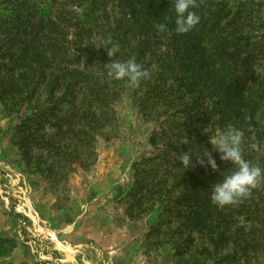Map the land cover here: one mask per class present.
Listing matches in <instances>:
<instances>
[{
	"label": "trees",
	"instance_id": "16d2710c",
	"mask_svg": "<svg viewBox=\"0 0 264 264\" xmlns=\"http://www.w3.org/2000/svg\"><path fill=\"white\" fill-rule=\"evenodd\" d=\"M83 2L79 32L69 39V20L53 17L44 0H0V104L4 111L26 113L14 130L20 150L29 152L26 146L37 132L33 128L50 125L59 132L47 141V153L61 156L64 167L74 160L78 168L88 169L92 163L87 160L94 157L91 143L115 125L114 103L130 87L126 80L107 76L105 65L134 57L150 75L130 91L140 95L144 116L156 124L160 120V134L167 140L160 143V156L133 166L127 217L150 216V231L169 238L178 256L183 248L191 253L189 245L199 242L190 258H203V264L230 247L233 254L221 262L264 249V182L235 205L213 204L212 186L234 166L221 162L205 132L229 124L244 129L245 159L264 167V154L250 147H264V75L253 71L264 62V3L238 2L227 8L223 0H196L191 10L199 15V23L178 34L174 0ZM109 4L116 9L112 17L107 15ZM161 24L166 25L164 31ZM94 31L100 40L92 43ZM108 38L119 46L112 57L101 43ZM57 105L69 110L60 128ZM68 137L70 145L64 143ZM202 149L211 152L217 171L195 161L189 170L181 165V154ZM157 160L159 165L147 166ZM34 169L38 171L37 165Z\"/></svg>",
	"mask_w": 264,
	"mask_h": 264
},
{
	"label": "rangeland",
	"instance_id": "374dc122",
	"mask_svg": "<svg viewBox=\"0 0 264 264\" xmlns=\"http://www.w3.org/2000/svg\"><path fill=\"white\" fill-rule=\"evenodd\" d=\"M246 1L264 3V0H223L227 8ZM82 3L83 0H57L54 4L51 0H44L43 6L51 7L53 17L62 15L61 19L69 20L68 36L73 39L79 32V22L86 10ZM106 9L107 15H115L114 4H109ZM261 10L264 11V7ZM90 37L92 43L100 40L96 31ZM130 89L114 103L115 125L104 130L105 136L97 137L91 143L94 157L87 160L92 165L86 170L78 168L79 162L74 160L72 166L64 167L61 156L56 159L50 156V151L47 153V141L59 132L50 125H44L39 131L33 128L37 130L35 141L28 143L29 152L23 153L20 136L14 130L26 113L22 111L18 115L14 111H4L0 104V191L6 200V203L0 201V264H48L52 259L69 264L72 261L69 255L72 254L55 244L53 237L62 230L76 233L83 226L87 229L90 216H95L92 222L101 232L117 231L115 241L122 252L112 259L116 264H134L138 258H141V264H203V258H190L195 247L200 246L199 242L189 245L191 253L183 248L178 256L169 238L150 231V216L139 220L127 217L130 202L126 197L132 184L133 166L154 154L160 156V143L167 140L160 134V120L156 124L148 115L144 116L139 107L140 95H132ZM68 112L63 105L55 107L60 120L58 128L63 127L62 119ZM68 139H64V143L72 144ZM74 147L83 155L81 145ZM211 149L214 150L212 145ZM158 163L157 160L147 166L154 167ZM12 208L14 214L25 218V222L10 214ZM240 221L243 223L242 219ZM130 226L136 228L135 233L143 231L144 234L136 240L137 234L132 235L129 230L126 233L125 229ZM101 237L106 239L107 236L101 234ZM24 238L28 242L25 243ZM192 238H197L196 234ZM107 241L112 245V237ZM232 250L230 247L215 258L212 255L206 264H264V249L254 255L253 252L240 253L235 259L221 262L220 258L233 254ZM100 257V261H104L108 256L101 252Z\"/></svg>",
	"mask_w": 264,
	"mask_h": 264
},
{
	"label": "clouds",
	"instance_id": "9594fccd",
	"mask_svg": "<svg viewBox=\"0 0 264 264\" xmlns=\"http://www.w3.org/2000/svg\"><path fill=\"white\" fill-rule=\"evenodd\" d=\"M172 7L175 13L173 23L176 33H187L199 23V15L191 10L196 7V0H174ZM159 28L164 31L166 25L161 24ZM101 43L108 47L109 57H112L119 50V46L114 44L111 38ZM105 68L107 69V76L117 81L126 80L132 88L138 87L140 82L150 75L141 64L136 62L134 57L125 62L113 61L106 64ZM253 71L257 75H264V62L254 65ZM205 132L209 135V143L220 154L221 162L228 161L234 166V171L224 175L220 182L212 186L211 202L218 207L235 205L248 198L252 190L264 182V167L245 159L244 129L229 124L223 128H206ZM250 147L264 154V147L259 143H252ZM193 161L202 168L207 167L214 172L217 171L216 160L213 159L211 152L205 149L196 153L190 152L180 155L181 165L187 170L195 166Z\"/></svg>",
	"mask_w": 264,
	"mask_h": 264
},
{
	"label": "crops",
	"instance_id": "0c3cea01",
	"mask_svg": "<svg viewBox=\"0 0 264 264\" xmlns=\"http://www.w3.org/2000/svg\"><path fill=\"white\" fill-rule=\"evenodd\" d=\"M0 201L6 203L5 198L1 195L0 191ZM2 204V203H1ZM1 209V208H0ZM88 227L87 229H84V226L82 229H79L76 231V233L68 232L66 230H62L57 235H55L56 242L58 246L64 247L63 250L70 252L72 255H69V257L72 258V261H69V264H116V261L112 260L114 258H117L116 256H119L121 248L117 247L116 243V235H118L117 231L113 232L110 231L108 234H105L101 232L97 226L94 225V219L95 216L88 217ZM126 233L129 230L132 235L135 233L136 228L133 226H130L129 229H125ZM101 234L106 239H103L101 237ZM112 234V235H111ZM137 234V236H136ZM141 234H144L143 231H136L135 238L136 240L139 239V236ZM112 237V245L109 241H107V238L111 239ZM134 238H132L133 241ZM109 243V244H108ZM51 245H53V242L51 241ZM132 245V244H130ZM109 246H114L115 248H110ZM105 253L107 254V258L104 259V261H100L99 258L100 254ZM98 254V255H97ZM65 260V259H64ZM67 260V259H66ZM141 258L139 260L136 259V262L134 264H141ZM48 264H63V260L58 263V261H55V259H52Z\"/></svg>",
	"mask_w": 264,
	"mask_h": 264
}]
</instances>
